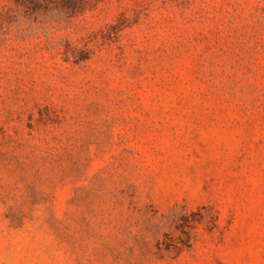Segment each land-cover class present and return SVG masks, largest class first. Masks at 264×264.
<instances>
[{
  "label": "rangeland",
  "instance_id": "obj_1",
  "mask_svg": "<svg viewBox=\"0 0 264 264\" xmlns=\"http://www.w3.org/2000/svg\"><path fill=\"white\" fill-rule=\"evenodd\" d=\"M0 264H264V0H0Z\"/></svg>",
  "mask_w": 264,
  "mask_h": 264
},
{
  "label": "trees",
  "instance_id": "obj_2",
  "mask_svg": "<svg viewBox=\"0 0 264 264\" xmlns=\"http://www.w3.org/2000/svg\"><path fill=\"white\" fill-rule=\"evenodd\" d=\"M185 234V240H180L179 245L183 246V247H189L190 246V241L192 239L191 235L188 234V232H183ZM177 248L179 246H176ZM181 248V247H179Z\"/></svg>",
  "mask_w": 264,
  "mask_h": 264
}]
</instances>
